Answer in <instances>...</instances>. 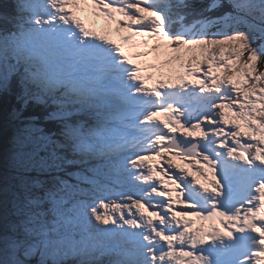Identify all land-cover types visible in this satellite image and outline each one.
I'll return each instance as SVG.
<instances>
[{
    "label": "snow or ice",
    "instance_id": "obj_1",
    "mask_svg": "<svg viewBox=\"0 0 264 264\" xmlns=\"http://www.w3.org/2000/svg\"><path fill=\"white\" fill-rule=\"evenodd\" d=\"M4 98L0 264H264V0H14Z\"/></svg>",
    "mask_w": 264,
    "mask_h": 264
},
{
    "label": "bare ground",
    "instance_id": "obj_2",
    "mask_svg": "<svg viewBox=\"0 0 264 264\" xmlns=\"http://www.w3.org/2000/svg\"><path fill=\"white\" fill-rule=\"evenodd\" d=\"M13 2H14V0H0V13H7V14L11 13ZM3 7L9 11H5L3 9ZM78 15H80V18L82 20H84L86 23H88L89 26L95 27L97 30H100L103 28V21L97 20L94 23H92V17L90 16V13L88 11L80 12V13H78ZM145 71L146 72H153L152 69H145ZM149 83H152V81H149ZM70 169H73V171H78L77 168H70ZM199 224H200V220L193 218V225H191V226L198 227ZM206 243H211V241H206Z\"/></svg>",
    "mask_w": 264,
    "mask_h": 264
},
{
    "label": "trees",
    "instance_id": "obj_3",
    "mask_svg": "<svg viewBox=\"0 0 264 264\" xmlns=\"http://www.w3.org/2000/svg\"><path fill=\"white\" fill-rule=\"evenodd\" d=\"M3 9L5 11H9V10H6L4 7H3ZM5 14H7V13H5ZM13 103H14V101L11 98H4V99L0 100V111H3L4 113H6L7 110L9 109V107ZM10 127H11V125L7 122V120H6L5 124L2 123V125H0V149L3 148L4 143L8 139L7 133L11 129ZM69 170L73 171V169H69Z\"/></svg>",
    "mask_w": 264,
    "mask_h": 264
},
{
    "label": "rangeland",
    "instance_id": "obj_4",
    "mask_svg": "<svg viewBox=\"0 0 264 264\" xmlns=\"http://www.w3.org/2000/svg\"><path fill=\"white\" fill-rule=\"evenodd\" d=\"M149 60L151 61V58H149ZM153 70V73H156V69H152ZM3 123L5 124L6 123V120H4L3 121ZM11 129L8 131V133H7V136L9 137L10 135H11V132H12V126L10 127ZM8 140V139H7ZM6 146H7V141L4 143V146H3V148L2 149H0V151H2L4 148H6ZM179 207H183V206H178V208ZM208 221H200V224H199V226L198 227H201V225H203L204 227H207V225H208Z\"/></svg>",
    "mask_w": 264,
    "mask_h": 264
}]
</instances>
